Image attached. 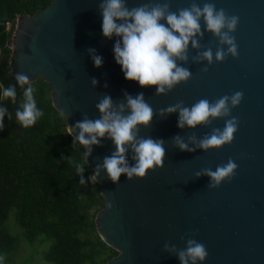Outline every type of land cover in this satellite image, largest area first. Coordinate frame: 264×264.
Wrapping results in <instances>:
<instances>
[{"label": "water", "instance_id": "1", "mask_svg": "<svg viewBox=\"0 0 264 264\" xmlns=\"http://www.w3.org/2000/svg\"><path fill=\"white\" fill-rule=\"evenodd\" d=\"M205 2L239 17L232 33L238 55L217 61V48L226 46L201 18L200 34L195 36L198 47L189 41L187 58L176 59L190 77L163 93L155 85L140 86L124 78L114 60L117 38L101 32L102 0H50L32 14L18 15L12 35L14 74L24 73L30 82L38 77L48 82L53 106L69 121L70 135L78 134L77 122L99 118L96 104L104 96L118 111L125 105L123 114H127L126 96L142 93L152 118L148 125L137 126V137L163 141L162 164L131 181L121 174L113 183L98 167L115 150L107 134L84 157L104 199L95 215L98 234L117 251L98 264H179L175 252L164 245L182 249L187 238L205 246L202 264H264V0H125V6L167 3L168 11L178 12ZM208 49L213 53L211 63L199 56ZM93 54L102 58L101 66H94ZM236 91L243 94L230 111V117L238 120L237 131L231 143L219 148L204 150L197 145L230 117L181 128L179 110L164 111L178 103L190 108L200 99L214 102ZM175 137L192 150H181ZM125 156L132 165L130 148ZM229 158L237 165L234 175L209 188L204 169L215 170Z\"/></svg>", "mask_w": 264, "mask_h": 264}, {"label": "clouds", "instance_id": "2", "mask_svg": "<svg viewBox=\"0 0 264 264\" xmlns=\"http://www.w3.org/2000/svg\"><path fill=\"white\" fill-rule=\"evenodd\" d=\"M101 32L106 38L116 37L113 45L115 62L120 66L126 80L135 81L140 86H156V91L163 93L174 84L186 81L190 77L187 68L179 66L176 59L185 60L189 41L192 47H198L195 36L200 34V20L203 18L206 29L214 36L219 37L220 44L215 52V59L221 61L229 54L236 58L238 55L234 33L239 21L236 15L226 14L223 8H217L213 2H205L201 5L193 3L188 8L179 9L178 12L168 11L167 3L155 4L151 7L141 5L129 9L125 6V0H102ZM164 20L165 23L160 21ZM94 52V50H89ZM200 57L211 63L213 53L211 49L199 54ZM93 64L99 67L102 58L92 55ZM207 69H205L206 71ZM15 83L7 86L0 85V102L7 99L16 103L17 88L22 90V102L15 109V119L22 127L33 126L43 115V110L37 107L33 96L34 88L29 78L24 73L14 75ZM97 81L92 80L95 85ZM242 92L236 91L231 95H224L209 102L200 99L190 108L181 107L178 103L164 111L173 112L179 110L178 127L195 126L197 124L210 123V118L230 117L232 108L238 106L242 100ZM125 105L119 106V111L112 104L109 96H104L96 108L101 113L99 118L83 119L76 123L79 129L75 140L85 146L83 156L91 152V145L99 143L100 137L105 134L111 138L115 145L114 152L105 157L102 166L107 177L117 182L121 174L128 180L142 178L146 172L154 166H160L163 162L165 149L160 139L138 138V125H148L152 118V108L143 99V95L135 97L126 96L127 114H123ZM12 119L6 106L0 103V129L3 128L4 118ZM238 120L231 116L224 120L222 128H214L211 134L206 135L198 142V147L204 150L219 148L231 143L234 133L237 131ZM71 134V130L68 131ZM176 145L181 150H189L181 138H174ZM131 149L134 163L129 165L125 156ZM237 165L229 158L227 163L217 165L215 170L204 169V173L210 177L209 188L218 187L222 181L230 179ZM82 161L75 163V171L83 172ZM199 175V173L197 174ZM90 181L96 180V175L89 177ZM80 183L84 184V178L80 176ZM165 250L175 252L179 264H202L207 257L205 246L194 238L185 240V247L176 249L175 245H164Z\"/></svg>", "mask_w": 264, "mask_h": 264}, {"label": "trees", "instance_id": "3", "mask_svg": "<svg viewBox=\"0 0 264 264\" xmlns=\"http://www.w3.org/2000/svg\"><path fill=\"white\" fill-rule=\"evenodd\" d=\"M49 2L0 0V85L15 83L13 53L5 46L11 31L5 22ZM30 84L37 107L43 110L33 126L22 127L15 119L21 89L17 88L15 104L0 102L12 116H5L0 129V264H14L9 259L22 240L30 254L40 251V264L107 261L117 251L96 228L95 215L104 199L101 185L89 180L93 171L84 160L85 146L68 133L69 121L53 106L48 82L38 77ZM81 161L84 170L77 173L75 163ZM41 244L44 250L39 249Z\"/></svg>", "mask_w": 264, "mask_h": 264}, {"label": "rangeland", "instance_id": "4", "mask_svg": "<svg viewBox=\"0 0 264 264\" xmlns=\"http://www.w3.org/2000/svg\"><path fill=\"white\" fill-rule=\"evenodd\" d=\"M26 243L27 242L22 240L15 253L12 254L9 261L13 262L14 264H40V257H39L40 251H36L34 254H30L31 248H29V246H27ZM39 246H40L39 248L40 250H44L45 244L43 245L41 244ZM28 256L31 258L30 261L27 260Z\"/></svg>", "mask_w": 264, "mask_h": 264}, {"label": "built area", "instance_id": "5", "mask_svg": "<svg viewBox=\"0 0 264 264\" xmlns=\"http://www.w3.org/2000/svg\"><path fill=\"white\" fill-rule=\"evenodd\" d=\"M18 15L15 17L14 20H8L5 22V29L7 31H11V35L9 39L6 41L5 46L13 53V43H12V35L14 33V29L16 27V21H17Z\"/></svg>", "mask_w": 264, "mask_h": 264}]
</instances>
